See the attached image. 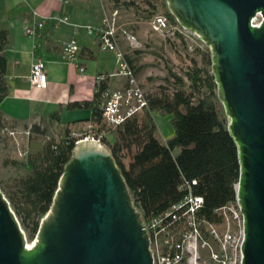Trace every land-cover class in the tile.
I'll list each match as a JSON object with an SVG mask.
<instances>
[{
	"label": "water",
	"instance_id": "95a60500",
	"mask_svg": "<svg viewBox=\"0 0 264 264\" xmlns=\"http://www.w3.org/2000/svg\"><path fill=\"white\" fill-rule=\"evenodd\" d=\"M166 2L211 49L239 151L242 264H264V0ZM0 264H154L142 213L101 141L75 144L31 243L0 188Z\"/></svg>",
	"mask_w": 264,
	"mask_h": 264
},
{
	"label": "trees",
	"instance_id": "16d2710c",
	"mask_svg": "<svg viewBox=\"0 0 264 264\" xmlns=\"http://www.w3.org/2000/svg\"><path fill=\"white\" fill-rule=\"evenodd\" d=\"M113 2L127 7L136 6L137 9L146 3L147 15L143 20H151L158 14L156 0ZM163 4L166 5V2H161ZM165 13L162 14L169 18L170 23L171 20L175 21L169 10ZM170 33L184 36L179 27L163 34ZM96 40L100 47L99 38L96 37ZM7 44L8 31L1 29L0 102L9 88L6 81ZM125 58L137 76L132 59L129 55H125ZM190 58L192 64L186 71L171 72L172 88L162 85L155 93L145 90L148 106L121 125L109 127L102 118V93L110 86L109 78L96 84L92 100L68 103V107L91 109V121L88 123L93 126L92 132L101 135V142L121 169L144 221L160 215L182 200L187 193V188L182 187L186 181H197L192 184L193 190L204 197L199 215L212 224L223 221L224 216L219 212L221 207L237 200L236 186L241 172L238 145L228 129L226 112L218 97L212 54L200 45ZM156 111L173 115L175 134L167 143L158 137L153 114ZM48 121H59L58 112H51ZM4 126L18 129L30 126L32 134L29 140L33 135H45L47 128L39 123L22 126L9 123L0 112V130ZM75 126H58L60 131L57 134L53 129L49 136H45L47 139L40 150L27 151L24 161L13 160L17 166L25 167L26 173L16 176L8 185L0 183L22 227L30 235L36 233L40 219L51 206L59 178L77 141L72 130ZM106 133L114 134L112 143L106 141ZM176 148L180 151L175 155L173 152Z\"/></svg>",
	"mask_w": 264,
	"mask_h": 264
},
{
	"label": "crops",
	"instance_id": "0c3cea01",
	"mask_svg": "<svg viewBox=\"0 0 264 264\" xmlns=\"http://www.w3.org/2000/svg\"><path fill=\"white\" fill-rule=\"evenodd\" d=\"M106 2L0 0V30L8 31L5 55L6 81L9 86L6 97L0 102V112L9 123L18 126L39 123L44 127L47 124L53 126L52 130L63 124L83 127L91 121L90 108L68 107V103L92 100L96 88L95 76L112 72L103 66V57L107 51H111L115 58L114 51L101 49L96 38L89 36L83 28L84 25L97 26L101 23L106 13ZM33 10L44 18L40 34L35 39L28 37L25 32ZM57 14L66 16L69 21L55 24L51 16ZM70 39L77 41V62L84 67L82 74L73 62L60 53L61 44ZM35 57L44 62L47 78L45 87L29 84L30 65ZM124 81L123 77H112L109 78V85L122 86ZM54 111L58 112L59 121L50 123L48 116Z\"/></svg>",
	"mask_w": 264,
	"mask_h": 264
},
{
	"label": "built area",
	"instance_id": "2783aa9c",
	"mask_svg": "<svg viewBox=\"0 0 264 264\" xmlns=\"http://www.w3.org/2000/svg\"><path fill=\"white\" fill-rule=\"evenodd\" d=\"M115 15V14H114ZM55 24L67 23L69 20L66 16L54 15L51 16ZM43 16L33 10L31 20L25 28L26 35L35 39L43 26ZM259 19L254 20V24H259ZM151 29L160 33H169L175 29L169 21V18L162 14H156L150 20ZM75 28L78 25H74ZM86 33L89 36L97 37L100 40V48L103 50H112L115 53L117 70L113 74H98L95 76V82L98 84L105 78L123 77L124 84L118 87H110L102 93V118L105 124L109 127H115L123 124L128 118L142 112L148 106V100L145 95V88L137 78L133 69L128 64L125 54L119 50L116 44L115 35L117 26L114 20L108 16H104L101 23L97 26L84 25ZM35 47V45L33 46ZM79 47L75 39H70L61 44V55L68 61L73 62L82 74L83 65L77 62V54ZM46 70L44 62L41 58L35 57L30 65L28 81L31 86L45 87L47 83ZM92 124L87 123L81 127V131H74L73 135L77 138V142L82 140L101 141V135L92 132ZM3 137L9 139L16 150H19L20 142L24 137L29 139L32 134L30 126L21 129L11 126H4L0 130ZM20 155H25L27 150L19 151ZM196 180L191 182L186 181L182 187L187 188V193L179 202L171 205L166 211L160 215L145 221V226L150 237L151 249L153 253L154 264H242V243L243 237L239 246L237 245L236 256L230 253L232 235L228 232L224 234L220 241L222 249L216 251L210 244L209 258H202L200 254L199 240L201 238V226L208 225L210 233L218 237L219 234L213 224L200 217L199 212L204 205V197L195 194L192 184H196ZM235 203H230L219 209V212L225 215V220H229V215L225 211H232L235 217L242 215L240 210L235 208ZM243 217V215H242ZM205 246V245H203Z\"/></svg>",
	"mask_w": 264,
	"mask_h": 264
},
{
	"label": "rangeland",
	"instance_id": "374dc122",
	"mask_svg": "<svg viewBox=\"0 0 264 264\" xmlns=\"http://www.w3.org/2000/svg\"><path fill=\"white\" fill-rule=\"evenodd\" d=\"M156 1L158 4L156 13L166 14V10H169L166 0ZM164 1L166 5H161V2L164 3ZM106 4L105 15L114 20L118 28L115 36L117 47L132 59L137 77L148 93L157 92L162 85L172 88L174 83L171 79V72L180 73L183 69L186 71V68L192 64L190 57L198 46L201 45L203 50L211 52L210 47L203 40L194 33L182 28L175 17V21L170 19L171 24L179 27L184 32V36L174 33L163 34L152 30L149 23L150 20H143L144 16L147 15L146 3L143 4L141 9H137L136 6L132 5L127 7L122 3L117 4L113 0H107ZM115 12L116 15H114ZM105 54L103 66L108 71H112L108 72L111 75L116 72L117 64L113 52L107 51ZM153 114L158 128V137L163 143H167L175 134L173 115L158 111ZM64 117L66 116L64 115ZM227 121L229 123L228 116ZM46 127L45 135H33L30 140L28 139L29 141L23 137L21 142L19 138L21 147L19 145L18 151L14 147V144H12L13 142L11 143L7 139H3V136L0 134V183L2 185H8L13 178L26 173L25 167L17 166L13 163V160H25V155H20L19 151L36 152L40 150L47 139L45 136H49L53 130H51L53 126L46 124ZM72 130L80 132L82 129L81 127H75ZM54 131L57 134L60 129L55 128ZM105 138L108 143H112L114 141V134L106 133ZM179 151L180 149L176 148L173 153L176 155ZM235 208L239 210L237 204H235ZM225 213L229 215V220H225L224 215L222 222L213 223L214 228L219 234L218 237L210 233L208 225L203 224L201 226V238L198 242L202 258H209V247L206 244H210L216 251L220 252L222 249L220 239H222L226 232L232 235L230 253L236 256L237 245L239 246L243 237V217L241 214L235 217L232 211L226 210ZM24 231L27 242L31 243L35 234L30 235L26 230Z\"/></svg>",
	"mask_w": 264,
	"mask_h": 264
}]
</instances>
